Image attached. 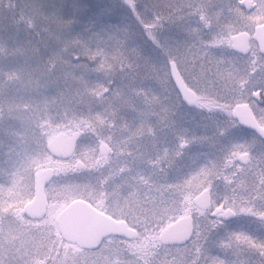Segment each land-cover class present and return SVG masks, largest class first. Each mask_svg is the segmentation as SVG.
<instances>
[{"label":"rangeland","instance_id":"obj_1","mask_svg":"<svg viewBox=\"0 0 264 264\" xmlns=\"http://www.w3.org/2000/svg\"><path fill=\"white\" fill-rule=\"evenodd\" d=\"M12 1L0 0V264H120L119 258L106 260L103 252L108 246L114 253H128L121 255L125 256L121 258L123 264H234V261L230 262L231 253L224 254L244 240L230 239V233L225 230L218 231L219 236L214 238L207 237L205 224L201 223L206 214L197 209L193 198L206 183L213 191L214 199L222 196L224 200L239 202L264 200V145L260 147L261 155L252 153L243 168V176L236 181L235 191H231L230 185L216 182V172L208 175L206 182L203 177L198 178L200 171L194 170L185 190L142 193V198L146 197L150 203L144 209L136 207L142 203L140 193L136 197L137 191L133 187L107 191L104 172L98 170L96 176L86 175V165L91 167L93 164V146L98 140L115 137L114 132L110 137L108 132L101 131L108 123L113 122L115 129L133 132L129 137L118 138L117 134L115 140H111L113 147L119 151L126 143L135 148L128 144L135 143L139 79L148 82L150 72H156L163 84L159 87L169 88L163 82L168 76L169 59L176 62L198 95L192 114L209 104H227L229 109L235 103L248 100L257 89L260 90L261 106L256 103L253 106L264 113V58L254 44L244 56L229 49V35L244 28L251 32L254 25L264 20V0H247L248 14L237 6V0H144L157 14L153 27L146 26L151 21L149 15H140V0ZM10 8L30 16H18L22 17L20 21L18 17L12 19L8 12ZM167 11L169 15H159ZM30 24L34 35L28 31ZM35 28L41 29L42 37L38 38ZM34 37L43 40L44 45L36 47ZM40 54L46 56L43 58L47 83L50 84L51 74L58 72L61 86L47 87L50 92L47 108L43 109L38 128L21 125L13 130L7 124L11 116L6 112L14 99L10 97V90L15 86L10 84L11 74L30 72L33 68L38 71ZM37 79L40 80L39 75ZM19 83L16 80L18 87ZM59 100L67 111L68 108L77 111L75 118L59 114L56 105ZM63 117L69 120L68 124ZM71 120H76L78 126H86L90 134L87 139H80L74 153V158L86 166L79 184L87 189L88 196L99 203L104 202L103 209L118 214L121 213L118 209L125 205L123 193L132 195L131 202L126 205V214L133 211L138 215L143 209L138 219L148 222L130 223L137 230L135 238L110 240L96 251L78 248L59 238L53 218L73 199L74 194L69 193L72 181L58 170L66 164L55 163L44 151V145L54 133L70 132ZM202 127L199 120L192 122L191 137L182 136L188 141L184 153L192 152L197 136H210L211 130ZM237 137L239 150L253 142L252 137L241 130ZM207 145L215 147L217 143L211 141ZM174 149L178 151L177 146ZM193 154L196 157L195 151ZM104 159L101 157L99 161ZM51 162L57 170L47 189L58 188L61 182L64 186L67 184L66 188L49 201L43 220L18 219L23 200L28 197H23V189L32 185L33 173L39 167L51 165ZM162 177L163 182L169 181L165 186L179 187L176 174L168 173ZM184 214L196 222L190 241L181 246L160 243L157 234L167 222Z\"/></svg>","mask_w":264,"mask_h":264},{"label":"flooded vegetation","instance_id":"obj_2","mask_svg":"<svg viewBox=\"0 0 264 264\" xmlns=\"http://www.w3.org/2000/svg\"><path fill=\"white\" fill-rule=\"evenodd\" d=\"M238 1L239 0L236 1L237 6L242 9L245 14H248L250 9L245 10L238 4ZM138 2V8L141 16L150 15L151 18L153 16L157 18V14L155 13L154 8L151 9L149 6H147L144 0H140ZM12 3H14V0L12 1ZM145 10H148L150 12L148 13ZM8 12L12 16V19H15V17L18 16H30L27 13H20L21 11L19 9L14 8H10ZM159 15H169V12L167 11L166 13ZM22 17H18L19 21ZM27 20L31 22L30 18H27ZM253 28L251 32H248L246 30L247 28L238 31H243L248 34L249 48L246 54H240L230 48L229 35V49L232 53L239 56L247 55L250 51V45L254 44L258 54H260L264 58V54H261L258 51V46L251 37ZM36 30V33H38V38L42 37L43 34L41 29ZM28 31L32 35L35 34L32 31V24H30V30ZM34 41L36 42V47L44 45L43 40L38 41L34 37ZM152 55H154L153 50ZM43 57L46 58L45 55L40 54L39 58L37 59L38 71L33 68L30 72H12L11 74L10 84L12 82L15 86L10 90V97L14 99L12 100V107L6 110L7 115L11 116V119L8 120L7 117L5 118L7 119V124H9V127L12 126V128H14L13 130H16V127H19L21 125L30 126L32 127V129L38 128L41 123V116H43V109L47 108V95L48 93H50L48 92L47 87L56 86L57 88H59L61 86V82H59L61 75L58 72L51 74L50 84L47 83V74L45 71L46 62ZM170 61L173 62L174 68L176 69L183 84L195 94V100L192 106H189L186 103L185 98L181 95L172 79L169 66ZM167 68L168 76L166 79L164 78L163 82L167 87L170 86L169 88L159 87L163 84L161 81H159L156 72H150L148 82H144V78L139 79L140 84L138 90L140 94L137 95L138 104L136 108L138 119L134 124L135 143L128 144H133L132 146H134L135 148L128 147L127 145H125L126 143L122 144L119 147V151L115 147H113L111 140H115L117 134L119 135L118 138L121 136L129 137V135L133 132L128 133L127 130H123L122 128L115 129V125L113 122L108 123L107 121H105L108 123V125L105 126V128L101 127V131L108 132L109 135L114 132L113 134H115V137H111L110 135L111 140L106 138H104L105 140H98L96 146H93V148H95L93 150L95 152V155H92L94 157L93 164L91 167L86 165V175L96 176L97 174H99V172H104L103 175L105 176V185L107 187V191H119V189L127 190L128 188L130 190V188L133 187L134 190L137 191L135 194L136 197H138V193H140L139 200H141L142 204L139 203V205H136V207L139 209L140 207H143L144 209L150 205V203L146 201V197L144 199L142 198V193L174 191L180 189L185 190V186L187 185V182L190 181V176L194 172V170H199L200 174H198V178L203 177L205 179L204 181L206 182L209 178L208 175L216 172V182L222 184L223 186L230 185L231 191H235L234 188L236 187V181H238V179L243 176V168H245V166L248 164L252 153L256 154L257 156L261 155L259 153L260 147H262L261 145H264L263 138L258 136L254 130L247 129L241 126L238 122V119L232 115V109L236 105L245 104L249 112L253 116L255 122L259 126L264 127V113L261 114L253 106L254 103L261 106L259 89L252 91L251 96L248 100L240 103H235L231 105L229 109L228 105L224 103L223 104L226 106L221 104H209L207 106L203 105L202 108L199 107V110H197V112L194 111V114H192L191 109L196 106L198 97L196 91L191 88L190 84L187 82L186 76L179 71L176 66V62L173 59L167 60ZM142 74L143 73H141V76ZM38 75L40 77V80L37 79ZM16 80L20 81L19 87L15 84ZM66 85L68 86V83ZM60 100L56 103V105L58 104L59 106V114L65 115L66 117L71 116L72 118H75L77 111L71 108V114H69V108L68 111L67 109H64V105L62 104V101L60 103ZM68 104L69 103H67V105ZM41 108L42 110H39ZM65 108H67L66 104ZM159 109L161 110L159 111ZM66 117H63V121L68 124V119H66ZM197 120L201 122V124L203 125L202 128L204 130H211L210 136H197L195 140L198 141L196 142L197 144H195V148L192 147V152L190 150L188 154H186L184 152L188 148V141L184 140L185 138H183L182 136L191 137V124L192 122H196ZM69 124H72L69 126L70 132L60 130L56 133L63 132L67 136H73L75 138V146L71 153L65 158L53 156L46 150V143L44 145V151L52 160L55 161V163L66 164L65 167L62 166L61 169L58 168V170L60 173L67 174L71 178L72 184L69 193L71 195L74 194L73 199L82 198V196L85 195L86 198L82 199L87 201L97 210L107 214L114 220L126 222V224L135 231V238L137 230L136 228L131 226L130 223H136V221L137 223H148L146 220L138 219V216L143 213V209L138 215L134 214L133 211H128L129 214H126V205L132 200V195L128 196L127 193H123L125 199V202L123 203H125V205L122 206L121 209H118L121 212L119 214L111 212L113 210L110 209V211L103 209L104 202L99 203L96 198L88 196L89 193L87 192V189H84L79 184V179H81L80 177L85 171L86 166L84 167V163L80 159L74 158V153L78 143L81 141L80 139H87L90 134L88 133L89 131L86 130V126H78V122L76 120H71ZM207 127L209 129H207ZM239 130H241L243 133L248 134L253 139V142H249L251 145L247 146V148L244 147L241 150H239V148L237 147V132ZM206 132L207 131H205L204 133ZM56 133H54L52 136H54ZM213 138L214 140H212ZM211 141L216 142L217 146H208V142ZM175 146H177L178 151L174 149ZM250 146H252V148H250ZM132 149L134 150L133 154ZM193 151L196 152V157L195 154H193ZM101 157L105 158L103 162L99 161ZM78 162H80L79 165H77ZM176 165L179 166L176 167ZM55 167V164L51 162V165L39 167L36 170L39 171L46 168H50L51 170V177L43 186V194L46 203L42 216L38 218H32L26 215L22 210L23 206L33 197L35 171L33 173L32 185L30 186L29 184V186L22 191L23 197H28L26 200H23L20 208V213L17 216L18 219L23 218L24 220L29 222H37L45 218L46 208L48 207L49 201L52 200V198L56 197L57 194H61V192H63V188H66L67 186V184L64 186V184H62L61 182L59 183L58 188L55 187V189L52 190L47 189V185L53 179L56 169ZM169 168L171 169L169 170ZM159 169L161 170V172H159ZM98 170L100 171L98 172ZM168 173L176 174L178 176V182L176 183L179 185V187L174 188L169 184L165 186V184L169 181L163 182L162 176H165ZM203 184L204 186L199 191L206 190L208 196V206L206 208H201L196 204L194 205L197 207V209L206 214L202 217L201 223L205 224L204 228L207 229V232H205L207 237L214 238V236H219L220 232L218 231L222 232L223 230H225L226 233H230V239L233 238L244 240L238 243L237 247L235 246L233 247V249L230 248L228 251L229 253L226 252L227 254H224V256H227L231 253V263L234 261V264H264V200H248L239 202L237 200L232 201V199L224 200L221 198L222 196L214 199L213 191L211 190V188H209L206 183ZM228 212H232L233 215L226 216V218H223L221 216L222 213L227 214ZM186 214L172 219L171 221L167 222V224L181 216H188L191 220L192 231L189 239L185 241L187 243L190 241L193 235L194 229L196 227V222L192 219V217ZM55 215L53 221L55 223V228L58 232L59 238L66 243L77 246L79 248V246L75 243L66 241L61 237L55 221ZM132 219L134 220V222H132ZM159 233L157 234V239ZM115 237L121 238L120 240L127 239L124 236L110 235L103 238L97 247L93 249H83L92 251L97 250L104 242H108L111 238ZM184 243L169 244L181 246ZM218 248L220 250H223L221 249V247ZM119 253H124V251ZM217 255L220 257V259H222V256L219 253Z\"/></svg>","mask_w":264,"mask_h":264},{"label":"water","instance_id":"obj_3","mask_svg":"<svg viewBox=\"0 0 264 264\" xmlns=\"http://www.w3.org/2000/svg\"><path fill=\"white\" fill-rule=\"evenodd\" d=\"M238 4L245 10L249 9L247 0H239ZM258 46V51L264 54V20L255 25L251 35ZM248 34L237 32L230 36V48L240 54L248 52ZM172 79L185 98L189 106L194 104L195 94L187 88L179 77L172 61L169 62ZM232 115L238 119L241 126L254 130L258 136L264 139V127L259 126L245 104H238L232 109ZM46 150L56 157H67L75 146V138L65 133H56L46 142ZM80 162L77 163L79 165ZM51 177L50 168L42 169L34 173V194L22 210L32 218L41 217L45 209L43 186ZM193 202L201 208L208 206L206 190L199 191L193 198ZM233 215L232 212L222 213L221 216ZM55 221L61 237L75 243L81 248H94L108 235H119L131 238L135 231L126 222L117 221L107 214L97 210L81 198L68 202L55 216ZM192 231L191 220L188 216H181L168 223L159 233L160 243L182 244L187 241Z\"/></svg>","mask_w":264,"mask_h":264},{"label":"trees","instance_id":"obj_4","mask_svg":"<svg viewBox=\"0 0 264 264\" xmlns=\"http://www.w3.org/2000/svg\"><path fill=\"white\" fill-rule=\"evenodd\" d=\"M150 12V11H149ZM150 16V15H149ZM150 19H151V21L148 23H146V26H151V27H153V24H154V19H155V16H153L152 18L150 17ZM150 31H152V30H147L146 32H150ZM71 111L69 110V114H71L70 113ZM121 238H111L110 240H115V241H117V240H120ZM109 240V241H110ZM114 242V241H113ZM110 250H112V251H110ZM89 251H92V250H89ZM93 251H96V250H93ZM106 252H103V254H104V256H105V258H106V260H112V259H117V258H119L120 259V264H123L122 263V259L121 258H123V257H125V256H121V255H123V254H128V253H119V252H117V253H114V249L112 248L111 249V246H108V249H106L105 250Z\"/></svg>","mask_w":264,"mask_h":264}]
</instances>
